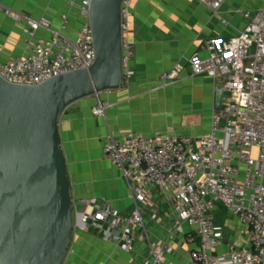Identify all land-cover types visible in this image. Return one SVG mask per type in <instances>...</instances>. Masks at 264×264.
<instances>
[{"label": "built area", "instance_id": "built-area-1", "mask_svg": "<svg viewBox=\"0 0 264 264\" xmlns=\"http://www.w3.org/2000/svg\"><path fill=\"white\" fill-rule=\"evenodd\" d=\"M199 1L215 13L223 2ZM133 2L123 0L121 7L124 86L135 76ZM89 10L90 0H83L80 12L86 23L75 40L63 32L67 16L49 40L35 37L40 29H49L50 22L27 18L29 53L1 64L0 77L10 84L35 86L89 69L96 59ZM244 17L247 23L237 35L207 39V55L195 53L188 60L192 76L213 80L216 98L210 132L200 136L128 133L109 138L104 147L106 158L120 170L138 202L152 206V192L158 191L169 204L162 215L151 216L166 224L167 235L149 241V258L142 264H167L179 237L188 247L191 264H264V10L246 12ZM185 69L175 64L160 74V84H175ZM95 113L104 115V106L96 107ZM83 203L76 230H94L127 253L134 251L141 232L147 234L138 204L125 216L107 200ZM220 206L245 227L248 247L227 239L216 221Z\"/></svg>", "mask_w": 264, "mask_h": 264}, {"label": "crops", "instance_id": "crops-1", "mask_svg": "<svg viewBox=\"0 0 264 264\" xmlns=\"http://www.w3.org/2000/svg\"><path fill=\"white\" fill-rule=\"evenodd\" d=\"M70 1L0 0V65L29 53L27 18L48 20L50 28L40 29L35 39L49 40L61 30L67 16L63 32L75 40L86 18L80 12L83 0H74V5ZM259 10H264V0H223L217 13L199 0H134L135 76L123 89L105 91L70 105L62 117L60 137L77 213L84 211L83 200L88 199L107 200L125 216L131 215L138 204L147 234L141 232L134 251L127 253L94 230H76L66 264H142L149 258V241L166 237V224L151 216L169 210L167 201L153 191L152 206L138 202L120 170L106 158L104 147L109 138L128 133L200 136L210 132L216 98L213 80L192 76L188 60L195 53L207 55V39L237 35L247 23L244 14ZM11 14H19L22 19L16 20ZM177 63L186 66L182 78L162 86L160 74ZM99 105L105 108L102 116L95 113ZM223 208L229 218L225 223L220 221V226L227 239L248 247L245 227ZM182 238L173 241L176 251L167 264H191Z\"/></svg>", "mask_w": 264, "mask_h": 264}, {"label": "water", "instance_id": "water-1", "mask_svg": "<svg viewBox=\"0 0 264 264\" xmlns=\"http://www.w3.org/2000/svg\"><path fill=\"white\" fill-rule=\"evenodd\" d=\"M122 2L90 0L89 69L35 86L0 77V264L67 263L78 218L60 126L76 101L124 88Z\"/></svg>", "mask_w": 264, "mask_h": 264}, {"label": "rangeland", "instance_id": "rangeland-1", "mask_svg": "<svg viewBox=\"0 0 264 264\" xmlns=\"http://www.w3.org/2000/svg\"><path fill=\"white\" fill-rule=\"evenodd\" d=\"M76 217L78 218V213L76 214ZM229 217L226 214L225 209L223 208V206L218 210V213H216V221L220 222L223 221L224 223L226 222V219H228ZM224 226V224H223ZM245 238V237H244ZM122 249V248H121ZM171 260L173 261V256L171 257Z\"/></svg>", "mask_w": 264, "mask_h": 264}, {"label": "trees", "instance_id": "trees-1", "mask_svg": "<svg viewBox=\"0 0 264 264\" xmlns=\"http://www.w3.org/2000/svg\"><path fill=\"white\" fill-rule=\"evenodd\" d=\"M218 225H221V222H218Z\"/></svg>", "mask_w": 264, "mask_h": 264}]
</instances>
